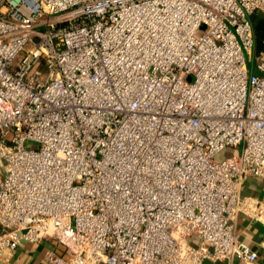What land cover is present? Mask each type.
Here are the masks:
<instances>
[{
	"label": "built area",
	"instance_id": "1",
	"mask_svg": "<svg viewBox=\"0 0 264 264\" xmlns=\"http://www.w3.org/2000/svg\"><path fill=\"white\" fill-rule=\"evenodd\" d=\"M254 11L264 0H0V258L51 239L53 264L254 260L235 229L264 222L241 192L264 180Z\"/></svg>",
	"mask_w": 264,
	"mask_h": 264
},
{
	"label": "crops",
	"instance_id": "2",
	"mask_svg": "<svg viewBox=\"0 0 264 264\" xmlns=\"http://www.w3.org/2000/svg\"><path fill=\"white\" fill-rule=\"evenodd\" d=\"M253 31V52L264 50V16L259 11L250 14ZM241 192L264 201V180L248 176L242 183ZM235 229L238 236L256 251L254 260L243 261L238 257L206 259L200 264H264V222L253 221L244 215L236 218ZM59 251L61 246L51 239L22 241L18 246L0 258V264H53L46 259L48 248Z\"/></svg>",
	"mask_w": 264,
	"mask_h": 264
},
{
	"label": "rangeland",
	"instance_id": "3",
	"mask_svg": "<svg viewBox=\"0 0 264 264\" xmlns=\"http://www.w3.org/2000/svg\"><path fill=\"white\" fill-rule=\"evenodd\" d=\"M248 65H249V67L251 68V70L253 69V62L252 61H249V63H248ZM227 153V150L225 149V150H223L218 156L220 157V156H223L224 154H226Z\"/></svg>",
	"mask_w": 264,
	"mask_h": 264
}]
</instances>
